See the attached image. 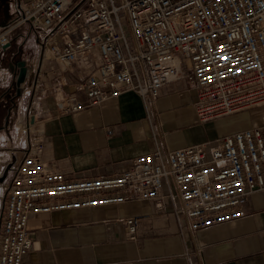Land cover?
I'll list each match as a JSON object with an SVG mask.
<instances>
[{"label":"built area","instance_id":"obj_1","mask_svg":"<svg viewBox=\"0 0 264 264\" xmlns=\"http://www.w3.org/2000/svg\"><path fill=\"white\" fill-rule=\"evenodd\" d=\"M17 9L18 19L1 27L0 48L28 26L42 60L63 72L94 52L99 58L76 86L85 102L56 89L58 114L126 92L145 104L180 79L195 93L201 122L264 108V0H24ZM30 115L20 118L27 143L8 171L0 264H22L34 248L30 214L153 201L195 232L243 218L247 197L264 190V122L215 145L139 155L114 176L73 179L42 160V126L29 123ZM139 224L138 217L123 220L127 239Z\"/></svg>","mask_w":264,"mask_h":264},{"label":"crops","instance_id":"obj_2","mask_svg":"<svg viewBox=\"0 0 264 264\" xmlns=\"http://www.w3.org/2000/svg\"><path fill=\"white\" fill-rule=\"evenodd\" d=\"M98 64L95 52L64 72L41 60L30 87L28 108L42 126V160L68 178L114 176L139 155L215 145L264 122L251 111L199 121L195 93L185 79L166 84L157 99L145 104L126 92L98 106L58 114L56 89L85 102L76 86ZM243 208V218L195 232L169 205L159 210L153 201L30 214L27 229L34 248L22 264H264V190L250 194ZM130 217L140 219L134 240L127 239L123 225Z\"/></svg>","mask_w":264,"mask_h":264},{"label":"rangeland","instance_id":"obj_3","mask_svg":"<svg viewBox=\"0 0 264 264\" xmlns=\"http://www.w3.org/2000/svg\"><path fill=\"white\" fill-rule=\"evenodd\" d=\"M24 0H11L9 5L10 15L2 19L1 27L11 24L19 17L18 6ZM14 55L15 61H23L25 65L30 68L27 83L20 86L18 98L13 102L12 115L10 122L5 131H0V177L4 175V180L0 182V215L3 209L5 194L7 186L11 179V173L8 171L11 165L22 155V152L27 143L26 132L22 131L20 118L26 117L30 114L28 108L30 99L32 97V89H30L32 82L37 78V69L41 63V51L37 43V37L32 33L28 26H22L14 30L10 37V44L7 50L0 55L1 59L4 56ZM16 62V63H17ZM14 63V65H16ZM8 95H17L15 87V79L10 75L6 64H0V108L4 104ZM250 115L254 118L260 119L264 117V108L251 110ZM4 114L0 113L2 119ZM246 117V116H245ZM2 120H0V123Z\"/></svg>","mask_w":264,"mask_h":264},{"label":"flooded vegetation","instance_id":"obj_4","mask_svg":"<svg viewBox=\"0 0 264 264\" xmlns=\"http://www.w3.org/2000/svg\"><path fill=\"white\" fill-rule=\"evenodd\" d=\"M10 1L11 0H0V22L2 19L6 18L7 16H9L11 13L9 11V5H10ZM3 25V22H1ZM0 23V24H1ZM17 61H15V57L14 55H10V56H4L1 59V63L0 64H6V66L8 67L10 64H12L13 66V74L11 73L12 77L14 78V76L17 73V67H15L14 63H16ZM18 93L15 96H11L8 95L7 99L4 101L5 103L2 104V107L0 108V113L4 114L3 118L0 120H2V122L0 123V131H5L6 128L8 127V124L10 122V118L12 115V104L14 102V100L16 98H18Z\"/></svg>","mask_w":264,"mask_h":264},{"label":"water","instance_id":"obj_5","mask_svg":"<svg viewBox=\"0 0 264 264\" xmlns=\"http://www.w3.org/2000/svg\"><path fill=\"white\" fill-rule=\"evenodd\" d=\"M9 47V44L7 46H4L2 48H0V55L3 54L7 48ZM15 67H17V73L14 76L15 79V87L17 89V93L19 94V90H20V86L26 81L27 79V67L25 65V63L23 61L17 62ZM8 70L10 73L13 74V66L12 64H10L8 66ZM34 120L33 115H30L29 117V123H32ZM4 180V175L0 177V182H2Z\"/></svg>","mask_w":264,"mask_h":264}]
</instances>
